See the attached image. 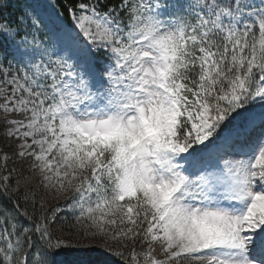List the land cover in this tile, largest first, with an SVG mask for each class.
<instances>
[{
	"label": "snow or ice",
	"instance_id": "1",
	"mask_svg": "<svg viewBox=\"0 0 264 264\" xmlns=\"http://www.w3.org/2000/svg\"><path fill=\"white\" fill-rule=\"evenodd\" d=\"M7 7L0 264H264V0Z\"/></svg>",
	"mask_w": 264,
	"mask_h": 264
},
{
	"label": "trees",
	"instance_id": "2",
	"mask_svg": "<svg viewBox=\"0 0 264 264\" xmlns=\"http://www.w3.org/2000/svg\"><path fill=\"white\" fill-rule=\"evenodd\" d=\"M14 8H15V2L13 0H8V7L4 10L5 14H15L17 13L18 11H14ZM64 17H65V22H68L67 21V13L65 12L64 14ZM74 239H79V237H74ZM94 243V242H92Z\"/></svg>",
	"mask_w": 264,
	"mask_h": 264
},
{
	"label": "rangeland",
	"instance_id": "3",
	"mask_svg": "<svg viewBox=\"0 0 264 264\" xmlns=\"http://www.w3.org/2000/svg\"><path fill=\"white\" fill-rule=\"evenodd\" d=\"M15 2V8L14 11H19L21 7H23L24 0H13ZM29 2H32V0H29ZM41 3H43V0H40Z\"/></svg>",
	"mask_w": 264,
	"mask_h": 264
}]
</instances>
